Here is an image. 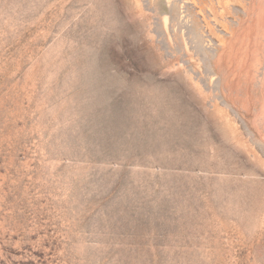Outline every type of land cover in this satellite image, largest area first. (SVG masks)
Listing matches in <instances>:
<instances>
[{
  "label": "rangeland",
  "instance_id": "1",
  "mask_svg": "<svg viewBox=\"0 0 264 264\" xmlns=\"http://www.w3.org/2000/svg\"><path fill=\"white\" fill-rule=\"evenodd\" d=\"M0 264H264V0H0Z\"/></svg>",
  "mask_w": 264,
  "mask_h": 264
}]
</instances>
